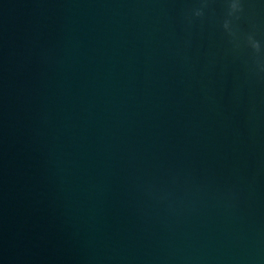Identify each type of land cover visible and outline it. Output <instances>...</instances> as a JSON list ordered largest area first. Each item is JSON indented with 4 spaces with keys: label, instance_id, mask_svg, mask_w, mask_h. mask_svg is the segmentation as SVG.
<instances>
[{
    "label": "water",
    "instance_id": "1",
    "mask_svg": "<svg viewBox=\"0 0 264 264\" xmlns=\"http://www.w3.org/2000/svg\"><path fill=\"white\" fill-rule=\"evenodd\" d=\"M0 264H264V0H0Z\"/></svg>",
    "mask_w": 264,
    "mask_h": 264
}]
</instances>
